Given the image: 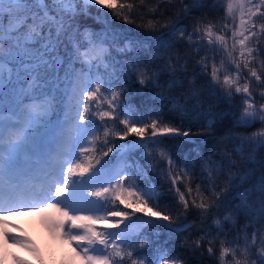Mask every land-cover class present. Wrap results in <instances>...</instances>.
I'll use <instances>...</instances> for the list:
<instances>
[{
	"label": "snow or ice",
	"instance_id": "obj_1",
	"mask_svg": "<svg viewBox=\"0 0 264 264\" xmlns=\"http://www.w3.org/2000/svg\"><path fill=\"white\" fill-rule=\"evenodd\" d=\"M21 212L77 264H264V0H0V224Z\"/></svg>",
	"mask_w": 264,
	"mask_h": 264
},
{
	"label": "rangeland",
	"instance_id": "obj_2",
	"mask_svg": "<svg viewBox=\"0 0 264 264\" xmlns=\"http://www.w3.org/2000/svg\"><path fill=\"white\" fill-rule=\"evenodd\" d=\"M27 212L12 213L4 217L9 225L7 232L30 241L29 248L35 251H28L23 245L6 242L3 236L2 224H0V264H41L43 250L51 264H77L71 255V249L60 239H55L42 221V217L34 218L36 214ZM12 221V222H11ZM12 225H15L13 227ZM106 226L104 224H97Z\"/></svg>",
	"mask_w": 264,
	"mask_h": 264
},
{
	"label": "trees",
	"instance_id": "obj_3",
	"mask_svg": "<svg viewBox=\"0 0 264 264\" xmlns=\"http://www.w3.org/2000/svg\"><path fill=\"white\" fill-rule=\"evenodd\" d=\"M109 0H104V3H108ZM173 13L175 12V9L172 10ZM219 15H223V13L221 12ZM116 24L120 25L123 29H128L131 32H137V31H143L142 29H137L134 25H127V24H123L122 21L117 20L114 21ZM201 55H203V53H201ZM217 62H219V60L221 59V57L217 56ZM138 87V86H137ZM149 95H151V93H149ZM133 103L134 106H140L141 110H145V107L142 105L141 103V97L139 96H134L133 97ZM237 104H239V101H236ZM171 107V105H168L167 107L162 109V112L165 116L169 115V108ZM175 116V119L173 120V123L176 126H182L184 128H191L193 133H198L200 131L199 129V125L201 123L200 118L198 117V115L194 112V111H190L187 113H184L183 115L180 114H172ZM259 127V124H257L255 127L249 128L248 132H252L255 131L256 128ZM238 132H240L241 134H248V133H244L242 129L237 130ZM129 140H135L137 139V137L134 136H130L128 138ZM193 139L196 140L198 143H203L204 142V137H198L196 135L193 136ZM122 143V141H121ZM169 149L175 154V155H184L187 154L193 147H195L194 144L192 143H188L185 142L182 138L180 140H172L169 141ZM199 182V181H197ZM118 203V202H117ZM120 208H123V205H119ZM129 212L134 211L133 208H128L126 209ZM137 215H141L140 213H137ZM147 218V217H145ZM193 219V216H189V221H191ZM188 221H186L187 223ZM136 224V220L135 217L132 218L131 223H129V227H134ZM123 225H121L122 227ZM154 232H158L160 233L161 237L163 238V240H168L169 237L167 236V229L163 228V227H159V228H154L153 229ZM180 239H183V234L176 240V244L178 245L180 242ZM206 255V254H205ZM191 264H214V261L211 259H203L202 261L199 259H193L191 260Z\"/></svg>",
	"mask_w": 264,
	"mask_h": 264
},
{
	"label": "bare ground",
	"instance_id": "obj_4",
	"mask_svg": "<svg viewBox=\"0 0 264 264\" xmlns=\"http://www.w3.org/2000/svg\"><path fill=\"white\" fill-rule=\"evenodd\" d=\"M27 214H28V213H25L24 216H27ZM35 216H36V217L34 218V221L36 222L37 218H40V217H38L39 215H35ZM7 222H9V221H7ZM11 222H12V221H11ZM8 226H9L8 224H6V225H3V224H2V226H1V227H2V230L7 231V229H10V227H11V226H10V227L8 228Z\"/></svg>",
	"mask_w": 264,
	"mask_h": 264
}]
</instances>
